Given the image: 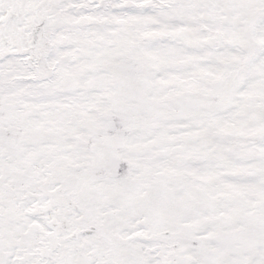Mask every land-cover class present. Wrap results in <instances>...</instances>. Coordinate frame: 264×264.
Instances as JSON below:
<instances>
[{"label": "snow or ice", "instance_id": "6c2138e0", "mask_svg": "<svg viewBox=\"0 0 264 264\" xmlns=\"http://www.w3.org/2000/svg\"><path fill=\"white\" fill-rule=\"evenodd\" d=\"M0 264H264V0H0Z\"/></svg>", "mask_w": 264, "mask_h": 264}]
</instances>
